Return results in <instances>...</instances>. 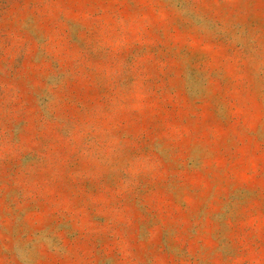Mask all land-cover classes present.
I'll return each mask as SVG.
<instances>
[{
	"label": "rangeland",
	"instance_id": "1",
	"mask_svg": "<svg viewBox=\"0 0 264 264\" xmlns=\"http://www.w3.org/2000/svg\"><path fill=\"white\" fill-rule=\"evenodd\" d=\"M0 264H264V0H0Z\"/></svg>",
	"mask_w": 264,
	"mask_h": 264
}]
</instances>
